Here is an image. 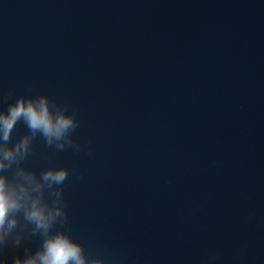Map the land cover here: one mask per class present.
<instances>
[{"label": "water", "instance_id": "1", "mask_svg": "<svg viewBox=\"0 0 264 264\" xmlns=\"http://www.w3.org/2000/svg\"><path fill=\"white\" fill-rule=\"evenodd\" d=\"M40 95L76 127L9 144L68 171L51 231L103 264H264V0H0V110Z\"/></svg>", "mask_w": 264, "mask_h": 264}, {"label": "clouds", "instance_id": "2", "mask_svg": "<svg viewBox=\"0 0 264 264\" xmlns=\"http://www.w3.org/2000/svg\"><path fill=\"white\" fill-rule=\"evenodd\" d=\"M22 121L31 133L39 132L58 149L69 130L76 127L71 114L50 107L48 97L17 96L6 110H0V264H8L3 255L7 238L17 226V214L33 226L32 231L42 236L40 246L26 251L23 256L13 255L11 264H103L100 259H89L81 244L67 232L51 231L54 224L63 220L65 211L59 203L49 204L43 197V187L59 186L65 181L68 171L64 167L48 168L39 179L32 171L18 166L29 150V137L20 136L14 143L9 140L17 122ZM11 170L12 174L7 173ZM14 243L19 245L16 237Z\"/></svg>", "mask_w": 264, "mask_h": 264}]
</instances>
